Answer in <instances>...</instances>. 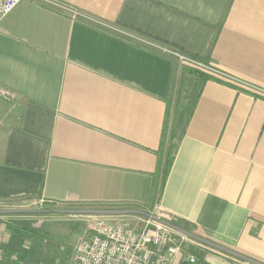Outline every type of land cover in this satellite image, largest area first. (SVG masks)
I'll return each mask as SVG.
<instances>
[{
  "label": "crops",
  "instance_id": "crops-1",
  "mask_svg": "<svg viewBox=\"0 0 264 264\" xmlns=\"http://www.w3.org/2000/svg\"><path fill=\"white\" fill-rule=\"evenodd\" d=\"M62 1L229 79L178 69L138 41L20 2L0 22V85L16 94L0 99V206L145 212L169 140L170 99L197 78L193 95L199 93L159 204L187 230L264 263V0ZM14 231L0 216V264L62 263L42 244L19 256L25 247L19 253L18 242L31 245ZM203 244L194 264H248Z\"/></svg>",
  "mask_w": 264,
  "mask_h": 264
},
{
  "label": "built area",
  "instance_id": "built-area-1",
  "mask_svg": "<svg viewBox=\"0 0 264 264\" xmlns=\"http://www.w3.org/2000/svg\"><path fill=\"white\" fill-rule=\"evenodd\" d=\"M22 1L25 0H0V22ZM28 1L50 8L72 20H88L105 30L138 41L149 49L172 58L178 69L187 67L214 77L229 79L224 72L210 64L116 26L68 2L62 0ZM259 91L264 94V89ZM15 97L16 94L13 91L0 85V99L12 100ZM158 199L159 194H156L152 208L142 214L88 215L90 217L89 232L81 236L73 245L69 264H178L181 261L189 264L196 263L197 256L188 245L201 248L208 246L163 222L174 224L172 222L177 221V217L166 213L161 208Z\"/></svg>",
  "mask_w": 264,
  "mask_h": 264
},
{
  "label": "rangeland",
  "instance_id": "rangeland-1",
  "mask_svg": "<svg viewBox=\"0 0 264 264\" xmlns=\"http://www.w3.org/2000/svg\"><path fill=\"white\" fill-rule=\"evenodd\" d=\"M199 79L192 78L189 80L188 85L184 88H180L176 94L170 99L168 105V111L166 114V126L165 137L169 139L171 132L174 130V125L178 117L180 110L187 108L189 105L195 89H197ZM158 194V193H157ZM79 208H94L92 206H74L70 204H50L46 202L28 203L14 201L11 204L3 205L0 209H22L20 211H12L9 213L0 214L1 218H4L8 225L12 226L14 236L16 240L28 239L27 244L31 246H22V243L18 242V252L21 253V248L25 247L19 256H25L28 251L39 250L40 246L54 249L59 253L58 256H62L63 264H69L72 256V248L75 242L81 237L88 234V225L90 217L88 214L80 213H65L56 210L62 209H79ZM152 208L148 207L146 210ZM23 242V241H22ZM190 243V242H187ZM186 243V244H187ZM200 243V242H199ZM191 251L199 258L203 253L199 246L188 245ZM26 251V252H25ZM14 253L16 252L13 251ZM7 258L10 256V251L6 250L5 255ZM54 260H56L53 253ZM68 259V263H65ZM20 260V259H18ZM23 260V261H21ZM19 263L28 264V258L26 260L21 259ZM58 261V260H56ZM60 262V261H59ZM39 264H49L44 260L38 261ZM60 263V264H62ZM58 264V263H57Z\"/></svg>",
  "mask_w": 264,
  "mask_h": 264
},
{
  "label": "trees",
  "instance_id": "trees-1",
  "mask_svg": "<svg viewBox=\"0 0 264 264\" xmlns=\"http://www.w3.org/2000/svg\"><path fill=\"white\" fill-rule=\"evenodd\" d=\"M205 77H211V76H205ZM199 91L195 93V95L192 96V99L187 106V108L182 109L178 113V117L176 119V123L174 125V130L171 132L169 136L168 143L166 146L162 147L160 149V155L158 156V166L156 170L157 180L154 186V194H160L162 185L168 175L169 169L171 167L172 161L174 159L177 147H178V141L183 136L189 116L191 115L193 106L195 104V99L198 96ZM155 201V197H153V200ZM154 202H152L153 204ZM180 227H183L185 229H190L188 224L186 222L181 221H174L172 222Z\"/></svg>",
  "mask_w": 264,
  "mask_h": 264
},
{
  "label": "water",
  "instance_id": "water-1",
  "mask_svg": "<svg viewBox=\"0 0 264 264\" xmlns=\"http://www.w3.org/2000/svg\"><path fill=\"white\" fill-rule=\"evenodd\" d=\"M22 209H0V214L2 213H9L12 211H20ZM56 211H61V212H65V213H80V214H88V215H124V214H131V213H143L139 210H134V209H112V208H79V209H62V210H56ZM166 224L170 225L172 228L176 229L177 231L183 233L184 235L198 240L200 242H203L205 244H208L209 246H212L222 252H225L227 254H230L232 256L238 257L242 260H244L246 263L248 264H264L260 261H257L255 259H252L250 257L244 256L242 254H239L233 250H231L230 248H227L225 246H222L220 244H217L215 242H212L208 239H205L203 237H200L198 235H196L195 233L180 227L178 225L175 224H171L168 223L166 221H163Z\"/></svg>",
  "mask_w": 264,
  "mask_h": 264
}]
</instances>
